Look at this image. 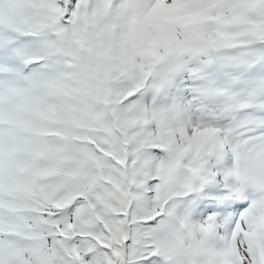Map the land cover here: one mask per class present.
<instances>
[{
    "label": "snow or ice",
    "instance_id": "1",
    "mask_svg": "<svg viewBox=\"0 0 264 264\" xmlns=\"http://www.w3.org/2000/svg\"><path fill=\"white\" fill-rule=\"evenodd\" d=\"M0 264H264V0H0Z\"/></svg>",
    "mask_w": 264,
    "mask_h": 264
}]
</instances>
